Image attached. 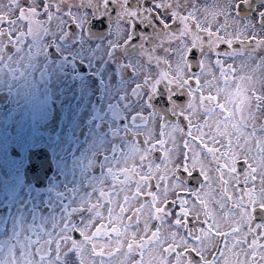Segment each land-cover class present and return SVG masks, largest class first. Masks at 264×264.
<instances>
[{"label": "snow or ice", "instance_id": "6c2138e0", "mask_svg": "<svg viewBox=\"0 0 264 264\" xmlns=\"http://www.w3.org/2000/svg\"><path fill=\"white\" fill-rule=\"evenodd\" d=\"M69 54L131 87L96 170L0 232V264H264V0L0 2V72Z\"/></svg>", "mask_w": 264, "mask_h": 264}, {"label": "flooded vegetation", "instance_id": "af4514ba", "mask_svg": "<svg viewBox=\"0 0 264 264\" xmlns=\"http://www.w3.org/2000/svg\"><path fill=\"white\" fill-rule=\"evenodd\" d=\"M224 2L199 0L201 7ZM73 59L77 60L74 65ZM97 68V61L89 67L69 54L50 60L40 72L29 71L25 78L12 79L0 72V219L8 213L18 215L21 223L33 216L39 219L42 190L72 185L71 172L76 168H85V179L96 170L87 165L98 131L107 129L97 117L110 97L120 94V87H131L121 81L118 70L109 69L105 75L112 83L106 96L99 78L103 69ZM131 111L130 103L117 107L113 102L112 116L118 126ZM18 194H24L25 200L10 204ZM4 226L1 223V230Z\"/></svg>", "mask_w": 264, "mask_h": 264}, {"label": "rangeland", "instance_id": "374dc122", "mask_svg": "<svg viewBox=\"0 0 264 264\" xmlns=\"http://www.w3.org/2000/svg\"><path fill=\"white\" fill-rule=\"evenodd\" d=\"M68 175H69V172H68ZM85 176H86V172H85L84 167H79V168L74 169V171L71 172V177H70L72 185L79 186L81 181L85 179ZM55 188H57V187L53 186V187H50L48 189H44L41 191V193H40L41 213L47 212V210L44 207V204L46 203V201L48 199V193L52 192ZM32 198L37 199V196L31 195V199ZM24 200H25L24 194H18L14 198V200H12L11 202L9 201V203L11 204L14 201L16 204H20ZM1 223H4L5 226H4L3 230H1V228H0V232H3L6 227L9 231H11L14 227H17L21 224V222L18 220V215L14 216L11 213H8L2 219H0V227H1Z\"/></svg>", "mask_w": 264, "mask_h": 264}]
</instances>
